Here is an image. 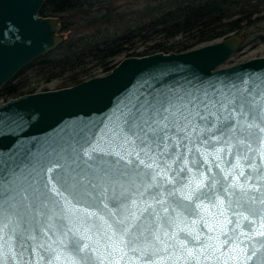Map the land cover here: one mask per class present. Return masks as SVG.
Instances as JSON below:
<instances>
[{
	"label": "water",
	"instance_id": "95a60500",
	"mask_svg": "<svg viewBox=\"0 0 264 264\" xmlns=\"http://www.w3.org/2000/svg\"><path fill=\"white\" fill-rule=\"evenodd\" d=\"M46 1L0 0V92L25 67L65 41L61 20L40 14ZM242 43L240 35H232L183 53L128 57L110 73L73 87L25 94L1 103L0 264H20V249L13 235L18 217L12 214L17 212L27 217L26 226L30 232L40 228L47 233L39 243L50 245L60 253L64 264H71L73 256L58 244V234L54 226H48L47 216L63 215L69 227L91 237L93 246L105 230L111 231L108 225L120 220L148 230L157 227L159 220L150 216L153 211H161V206L149 196V191L155 190L149 188L142 173L126 165L127 160L136 159L135 152L123 141L114 139V132L123 127L125 116L137 103L185 91L210 95L218 91L225 96L247 89L252 114H255L257 105L264 100V57L224 66ZM260 112L255 124L264 127V109ZM253 132L260 135L257 128ZM197 147L200 153L196 157L200 162L197 167L190 163L193 156L186 153L190 176L207 173L210 167V175L223 177L237 162L226 152L217 155L212 148ZM252 147L255 149L251 154L253 163L264 164L261 159L264 143L254 137ZM85 151L91 154V160L84 155ZM104 153L111 154L97 160V156ZM240 170L245 175L253 171L244 161L237 174ZM58 173L76 179L67 184L56 183L51 178ZM240 179L243 182V178ZM256 179L261 181L260 176ZM45 185H54L53 191L58 188L62 195H53ZM42 201L48 205L46 210L42 209ZM22 203L34 204L36 208L25 212ZM205 208L207 210H202L200 216L188 218L181 227L190 226L205 244H214L216 248L202 250L189 245L181 250L179 246H170L173 242L161 231L162 239L169 245L167 251H164L165 245L153 247L149 237L141 244V249H149L147 255L138 250L129 253L120 264H196L197 260L199 264H264V246L257 243L264 237L249 240L245 236L243 244L221 248L223 241L218 238L219 231L212 229L223 227L224 219L216 221L213 218L217 208L207 204ZM88 213L95 215L86 223ZM93 223L95 228H92ZM97 228L101 231L97 232ZM210 236L217 238L209 239ZM253 247L257 256L246 260L245 254ZM25 248V264L29 260L33 264H47V258L55 254L37 247L31 240ZM100 252L107 257L103 242ZM189 253L195 258L189 260ZM109 259H105L104 264H108Z\"/></svg>",
	"mask_w": 264,
	"mask_h": 264
},
{
	"label": "snow or ice",
	"instance_id": "6c2138e0",
	"mask_svg": "<svg viewBox=\"0 0 264 264\" xmlns=\"http://www.w3.org/2000/svg\"><path fill=\"white\" fill-rule=\"evenodd\" d=\"M250 104L245 89L244 92H229L225 96H221L218 91L211 95L207 92L199 94L197 91L162 94L160 97L144 100L143 104L134 105L125 116L123 127L114 132L113 138L123 141L135 152L136 159L127 160L126 165L137 173H142L149 188L155 190L149 191V196L161 206V211H153L150 216H155L159 225L148 230L141 225L126 224L120 220L108 225L111 231L105 230L93 246L91 237L81 234L79 229L69 227L64 222L63 215L47 216L48 226H54L58 234V244L64 252L72 254L71 264H104L108 257V264H120L129 253L138 250L147 255L149 249H141V244L147 242L149 237L153 240V247L156 244L165 245L164 251H167L169 245L162 239L161 231L164 237L173 242L170 246H179L181 250L187 249L189 245L202 250L216 248L214 244H205L198 232L190 230V226L181 227L188 218L200 216L202 210H207L206 204L218 209L213 217L216 221L224 219L223 227L214 226L212 229L219 231L218 238L223 241L221 248L243 244L242 238L245 236L249 240L256 236L264 237V183L261 182L264 181V164L255 165L251 155L255 152L252 147L254 137L264 143V127L255 124L257 116L261 115L260 110L264 109V100L257 105L255 114H252ZM254 128L258 129L260 135L253 132ZM199 145L212 148L217 155L226 152L234 156L237 162L232 165L231 172L223 177L212 176V169L209 167L207 173L200 172L198 176H190L191 168L188 167L186 153L193 156L190 163L197 167L200 163L196 159L200 155ZM218 145L222 147L218 148ZM109 154L111 153L98 155L97 160H102L104 155ZM84 155L92 159L88 151ZM261 159L264 160V154ZM120 160H123V156ZM241 161L246 162L253 170L248 175L243 170L237 174ZM257 176L261 177V181L256 179ZM240 178H243V182ZM51 179L56 183L67 184L76 177L58 173ZM45 188L53 192V195H62L58 188L53 191L54 185H45ZM22 207L25 212L36 208L34 204L27 203H22ZM47 207V203L42 201V209L46 210ZM12 215L18 217L13 235L16 236V244L20 249V264H25L23 254L29 240L37 247L55 253L47 258V264H64L60 253H56L50 245L46 247L39 243L40 239L46 237L45 231L36 228L30 232L26 226V216H20L18 212ZM94 215L88 213L86 223L91 222ZM35 218L34 215L33 219ZM95 227L93 223L92 228ZM92 228L88 231L91 232ZM100 231L97 228V232ZM215 238L217 237H209ZM101 242L107 251V257L100 252ZM257 243L264 246V240ZM256 256L257 250L253 247L250 253L245 254V259L250 261ZM194 258L189 253V260ZM40 260L43 261L44 257L41 256ZM27 264L33 262L29 260ZM196 264H199L198 260Z\"/></svg>",
	"mask_w": 264,
	"mask_h": 264
},
{
	"label": "trees",
	"instance_id": "16d2710c",
	"mask_svg": "<svg viewBox=\"0 0 264 264\" xmlns=\"http://www.w3.org/2000/svg\"><path fill=\"white\" fill-rule=\"evenodd\" d=\"M40 14L59 18L66 39L8 82L0 104L106 75L128 57L183 53L232 35L243 46L264 42V0H47Z\"/></svg>",
	"mask_w": 264,
	"mask_h": 264
},
{
	"label": "rangeland",
	"instance_id": "374dc122",
	"mask_svg": "<svg viewBox=\"0 0 264 264\" xmlns=\"http://www.w3.org/2000/svg\"><path fill=\"white\" fill-rule=\"evenodd\" d=\"M264 57V42L255 43L253 45L243 46V43L238 52L224 66H230L242 63L254 58ZM57 84H51L49 90H56ZM48 90V91H49Z\"/></svg>",
	"mask_w": 264,
	"mask_h": 264
}]
</instances>
